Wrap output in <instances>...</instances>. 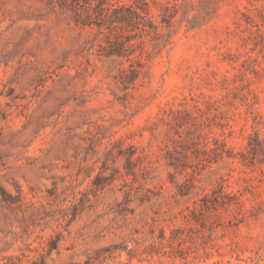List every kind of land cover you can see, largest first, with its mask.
Returning <instances> with one entry per match:
<instances>
[{
	"label": "rangeland",
	"instance_id": "1",
	"mask_svg": "<svg viewBox=\"0 0 264 264\" xmlns=\"http://www.w3.org/2000/svg\"><path fill=\"white\" fill-rule=\"evenodd\" d=\"M0 264H264V0H0Z\"/></svg>",
	"mask_w": 264,
	"mask_h": 264
},
{
	"label": "trees",
	"instance_id": "2",
	"mask_svg": "<svg viewBox=\"0 0 264 264\" xmlns=\"http://www.w3.org/2000/svg\"><path fill=\"white\" fill-rule=\"evenodd\" d=\"M133 13H136V11L129 8V7H127V8H125V7L115 8L113 14L111 15V21H121L123 23L130 25L131 24V17H132L131 14H133ZM98 25H101V23L99 22ZM250 148H251L250 150H251L253 157L257 158L258 154L261 152V149L259 148V146L250 142Z\"/></svg>",
	"mask_w": 264,
	"mask_h": 264
}]
</instances>
